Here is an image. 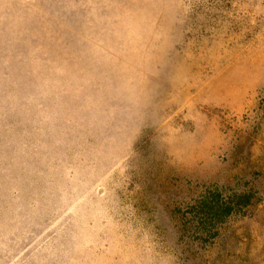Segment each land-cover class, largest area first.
Returning a JSON list of instances; mask_svg holds the SVG:
<instances>
[{"label":"rangeland","instance_id":"1","mask_svg":"<svg viewBox=\"0 0 264 264\" xmlns=\"http://www.w3.org/2000/svg\"><path fill=\"white\" fill-rule=\"evenodd\" d=\"M0 264H264V0H0Z\"/></svg>","mask_w":264,"mask_h":264}]
</instances>
